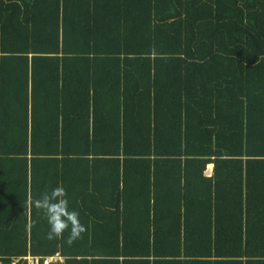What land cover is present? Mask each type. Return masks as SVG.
<instances>
[{
	"label": "trees",
	"instance_id": "1",
	"mask_svg": "<svg viewBox=\"0 0 264 264\" xmlns=\"http://www.w3.org/2000/svg\"><path fill=\"white\" fill-rule=\"evenodd\" d=\"M57 185L72 244L27 204ZM28 254L264 264V0H0V264Z\"/></svg>",
	"mask_w": 264,
	"mask_h": 264
},
{
	"label": "clouds",
	"instance_id": "2",
	"mask_svg": "<svg viewBox=\"0 0 264 264\" xmlns=\"http://www.w3.org/2000/svg\"><path fill=\"white\" fill-rule=\"evenodd\" d=\"M27 204L46 219L49 226L46 238L49 240L62 238L65 231H68V243L72 244L81 239L87 230L80 221L79 212L70 209L68 194L63 185H57L36 198H29Z\"/></svg>",
	"mask_w": 264,
	"mask_h": 264
},
{
	"label": "built area",
	"instance_id": "3",
	"mask_svg": "<svg viewBox=\"0 0 264 264\" xmlns=\"http://www.w3.org/2000/svg\"><path fill=\"white\" fill-rule=\"evenodd\" d=\"M24 258L27 260V264H51L53 261H56L57 259H62L58 254L54 256L45 257L43 260H41L39 256H34L31 254L24 256Z\"/></svg>",
	"mask_w": 264,
	"mask_h": 264
},
{
	"label": "rangeland",
	"instance_id": "4",
	"mask_svg": "<svg viewBox=\"0 0 264 264\" xmlns=\"http://www.w3.org/2000/svg\"><path fill=\"white\" fill-rule=\"evenodd\" d=\"M208 168V171H207V173H210L211 172V168L209 167V166H207Z\"/></svg>",
	"mask_w": 264,
	"mask_h": 264
}]
</instances>
